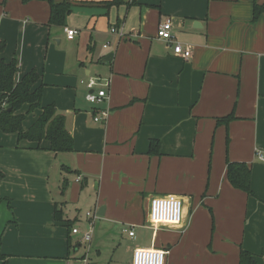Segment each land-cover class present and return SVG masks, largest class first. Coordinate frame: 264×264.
<instances>
[{
    "label": "crops",
    "instance_id": "0c3cea01",
    "mask_svg": "<svg viewBox=\"0 0 264 264\" xmlns=\"http://www.w3.org/2000/svg\"><path fill=\"white\" fill-rule=\"evenodd\" d=\"M49 1L68 5L61 23ZM111 1L0 0V58L16 59L15 81L37 71L41 106H55L74 144H0L7 264H74L82 239L67 240L90 225L97 253L149 232L126 246L127 264H238L240 251L264 264V14L253 20L264 0ZM166 19L170 43L156 37ZM89 79L106 93L99 104L85 99ZM227 162L248 166L251 194L229 183Z\"/></svg>",
    "mask_w": 264,
    "mask_h": 264
},
{
    "label": "trees",
    "instance_id": "16d2710c",
    "mask_svg": "<svg viewBox=\"0 0 264 264\" xmlns=\"http://www.w3.org/2000/svg\"><path fill=\"white\" fill-rule=\"evenodd\" d=\"M50 3L51 17L49 23L62 22L65 14L69 10L67 4ZM120 3L118 0L109 2V5ZM253 20H256L259 14H264V3L254 5ZM4 50L0 42V53ZM19 72L15 58L6 62L0 58V132L3 134L16 135L18 141H28L37 144L36 149L40 147L41 142L46 141L48 151L53 153H66L74 151L73 140L65 127V119L57 114L53 104L41 106V86L36 84L39 79L37 71L32 70L23 75L19 81H15V76ZM27 106L25 114L19 111ZM39 109L40 114L34 123L28 128H23L25 115L33 110ZM227 118L224 120L226 122ZM148 155L159 156L160 145L157 140L150 141ZM226 176L229 183L239 190L251 194L249 186L250 169L244 163L227 162ZM3 173L0 170V180ZM67 227L70 229L69 224ZM67 248L70 250V238L67 240ZM261 257L264 259V248L261 250ZM0 264H7V256L0 250ZM238 264H257L255 257L246 252L240 251Z\"/></svg>",
    "mask_w": 264,
    "mask_h": 264
},
{
    "label": "rangeland",
    "instance_id": "374dc122",
    "mask_svg": "<svg viewBox=\"0 0 264 264\" xmlns=\"http://www.w3.org/2000/svg\"><path fill=\"white\" fill-rule=\"evenodd\" d=\"M96 80V79H95ZM86 96V94H85ZM23 110H26V108H22L19 113ZM27 111V110H26ZM26 111H24L22 114H25ZM35 110H33L31 113L25 115V120L23 121V128H27V124L32 121V113H34ZM30 120V121H29ZM10 139V136L7 134H2L0 132V144L1 143H7ZM0 202H4V200L0 199ZM7 205V202H5ZM78 208L84 213L85 208L81 205ZM88 210V209H87ZM86 210V211H87ZM145 215L146 211L144 210ZM68 217L69 213L67 212ZM79 227V226H78ZM76 229V228H73ZM78 230V229H76ZM80 232L84 230V227H79ZM136 231V230H135ZM139 232H135L136 236L134 239H128L125 235L119 239H117L115 244L112 243H106L103 245L102 249L99 251V253L96 252V250L93 248V244L91 246V243H79L84 234L85 231L81 234L78 235H71V243L75 248L77 247V244H81L80 247L75 251V249H72L70 255H72V261L75 264H83V261L88 262L89 264H127L126 260L129 258V254L126 253V246L129 244H135V243H140V242H145L149 238V232L147 231V234H138ZM119 243V244H118ZM75 258V259H74Z\"/></svg>",
    "mask_w": 264,
    "mask_h": 264
},
{
    "label": "built area",
    "instance_id": "2783aa9c",
    "mask_svg": "<svg viewBox=\"0 0 264 264\" xmlns=\"http://www.w3.org/2000/svg\"><path fill=\"white\" fill-rule=\"evenodd\" d=\"M66 32V36L68 39H73V37L77 34L76 30L73 29H65ZM111 33H115L119 38L123 37V34L119 33L118 31H116L115 29H111ZM156 37L159 40L165 41L167 43H170L172 40V36H171V22L170 19H166L165 21H163L162 23L159 24L157 32H156ZM173 53L175 56H179L183 59H189L191 56V52L189 49L187 48H183L180 44H175L173 46ZM99 82V80H95V79H89L88 82L86 83V87L87 89H89L90 91L87 92L85 99L86 101L92 103V104H99L103 101V99L106 97V93L104 90H100L97 91L96 93L92 92V88ZM107 110H102L99 112V114L94 118L95 122L98 121H102L107 117ZM257 156L259 158V160L264 161V156L260 153H257ZM80 179L77 178V181H79ZM87 216L91 217L93 220L96 218V216L94 214L91 213H87ZM92 225H90V229L88 232H86L82 238V242L83 243H90L91 241V227ZM72 234H77L78 230L76 229H72L71 230ZM129 236H133V230H131L129 233ZM83 264H88V262L83 261Z\"/></svg>",
    "mask_w": 264,
    "mask_h": 264
},
{
    "label": "water",
    "instance_id": "95a60500",
    "mask_svg": "<svg viewBox=\"0 0 264 264\" xmlns=\"http://www.w3.org/2000/svg\"><path fill=\"white\" fill-rule=\"evenodd\" d=\"M100 215H101V213H100Z\"/></svg>",
    "mask_w": 264,
    "mask_h": 264
}]
</instances>
